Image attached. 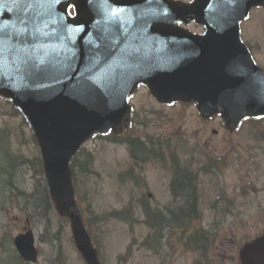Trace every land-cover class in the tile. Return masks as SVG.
Instances as JSON below:
<instances>
[{
    "label": "water",
    "instance_id": "95a60500",
    "mask_svg": "<svg viewBox=\"0 0 264 264\" xmlns=\"http://www.w3.org/2000/svg\"><path fill=\"white\" fill-rule=\"evenodd\" d=\"M72 3L75 17L66 8ZM264 0H0V94L36 137L53 204L87 264H99L74 199L69 162L94 133L124 131L126 97L141 82L163 103L194 101L232 130L264 114V72L239 38V21ZM194 20L203 35L178 26ZM21 29H24L21 32ZM14 244L36 261L31 232ZM264 264V235L240 251Z\"/></svg>",
    "mask_w": 264,
    "mask_h": 264
},
{
    "label": "rangeland",
    "instance_id": "374dc122",
    "mask_svg": "<svg viewBox=\"0 0 264 264\" xmlns=\"http://www.w3.org/2000/svg\"><path fill=\"white\" fill-rule=\"evenodd\" d=\"M247 23L249 25L245 24L244 32L253 30L250 21ZM188 28L193 32L201 31L200 27L194 25ZM134 94L131 99L135 109L133 118L143 119L139 121V125L133 127V132L144 138H148L149 133L171 135L173 146L177 147L181 159L194 169L203 163V159L198 156L201 155L204 144H253L246 131L251 129L248 122H243L239 132L230 135L222 127L219 117L201 120L193 104H175L157 111L160 106L150 98L146 88L141 86ZM22 119L21 114L14 113L11 103L0 97V127L9 130L14 151L33 160L39 156V149L31 130L27 124L22 123ZM259 125L264 127V122ZM212 130H217L218 135L213 134ZM156 147L169 155L166 146L156 144ZM194 149L198 152L191 153ZM86 151L91 154V171L80 174L77 170L76 196L93 245L98 250L100 264H241L239 251L243 248V242L251 240L254 235L264 230V210L260 212L264 206V193L256 197L254 193L246 192L243 187L241 196L233 202L235 212L224 216L225 213L217 214L216 209L213 210L209 204L221 190L231 192L229 185L233 181L229 179L232 177L224 179V189L219 181L215 182L218 188L212 191L207 186V191V178L201 176L203 204L196 218H199L197 221L202 225V232L209 229L210 242L213 240V244L220 246L219 251L218 247L210 248L206 243V252L195 253L193 248L199 246H195L196 237L193 236L200 233H189L184 238L183 231L170 226L163 230L162 239L155 244L156 250L147 249L142 242L146 241L150 230L144 222L143 205L147 202L151 207L160 208L171 203L168 162H147L143 165L142 172L139 169L136 171L137 175L145 174V182L142 177L139 183H129L128 176L118 179V172L130 163V157L123 146L96 136L83 145L82 153ZM241 169L239 166L235 171L240 172ZM11 173L13 183L24 194L32 193L35 184L42 179L36 168L29 167L28 164H19ZM253 176L264 182V168L260 167ZM143 183L148 185L147 192L152 194L151 197L150 194L144 196L146 192L143 190ZM1 191L6 193L11 190L5 184L3 188L0 186V194ZM218 204L221 209L228 208L223 200L214 201V205ZM126 210L129 212H125ZM111 212H124L122 215L126 217L114 218L109 214ZM213 225L218 230H212ZM27 231L33 234L38 258L35 263L19 260L18 264H86L76 249L69 223L64 218H60L53 209L45 211L34 210L31 206L24 207L22 199L18 200L13 195L8 196L0 207V264H14L12 260L15 256L14 261H17L19 256L12 240L14 236ZM213 231H218L219 234L214 236ZM11 254L13 258L10 257Z\"/></svg>",
    "mask_w": 264,
    "mask_h": 264
},
{
    "label": "trees",
    "instance_id": "16d2710c",
    "mask_svg": "<svg viewBox=\"0 0 264 264\" xmlns=\"http://www.w3.org/2000/svg\"><path fill=\"white\" fill-rule=\"evenodd\" d=\"M13 111L14 113L18 114L17 109L13 108ZM22 123L24 124L25 121H22ZM152 137L153 135L149 136V138H146V142H150V146L153 145V143H162L159 138H156L154 140L152 139ZM107 138L108 137L106 136V139ZM109 139L113 141L121 140V142L126 143L131 151L132 156L136 159L141 160L140 162L136 163L138 166H141L142 163H144L147 159H155V154H151L153 153V149L147 148L149 146H147L143 141H141L139 137H132L128 135L125 138H117L111 136L110 138H108V140ZM19 142H21V140H19ZM165 143L169 144L170 142L169 140H167V142ZM159 149L161 148L159 147ZM14 150L15 149L11 146V136L9 130L6 127H0V163L3 164L0 165V186L3 188V185L7 184L9 189L11 190L10 192L7 191L6 193H3L1 191L0 207H2V204L6 201V198H8V196L12 197L13 195V197H16L18 200L22 199L24 207L31 206L34 210L44 209L45 211L53 209L52 204L49 200L47 186L43 179V171L40 157L37 156L36 159L31 160L29 158L24 157V155H22L21 153H17ZM136 150L139 153H136ZM83 156L84 158H82ZM90 157V152L86 151L82 153V150H80L78 154L72 159L70 167L73 172L74 185L77 177V170L80 172V174L90 173ZM19 164H28L29 167L36 168L37 173L42 176V179L38 180V182L35 184L32 193L28 192L27 194H24V192L20 190V188L15 186V184L13 183L11 170L13 168H16ZM179 167L180 165L178 166L176 164L175 177L172 182L171 188L174 197L173 199L176 203L173 202L172 205H166L163 209H160L159 207H151L149 204H147V202H145L143 205L145 213L144 222L150 230V234L147 236L148 238L144 243L142 242V245L145 246L147 249H151L154 251L156 250L155 244L160 242V240L162 239L163 230L165 228H168L169 226L173 229L175 228L183 231L184 238H187L189 233L192 232V235L195 232L200 234H195L193 237H199L203 239L204 245L205 243L209 242L206 237L208 236L206 232H202L201 229L194 228L193 226H191L193 219H196L198 213V194L195 193L194 186L192 190V186L187 183V175L185 173L186 171L183 170V172L182 170H178ZM128 179L137 182L136 172L134 168H132ZM13 189H15L16 191ZM125 212H129V210ZM123 213L111 212L109 214L114 218L121 219L126 217L125 215H122ZM128 217L129 215L127 216V220ZM181 237L183 239V236ZM155 240L157 241L155 242ZM186 243L188 244V242ZM193 249L197 253H200L203 250V248L201 247H194Z\"/></svg>",
    "mask_w": 264,
    "mask_h": 264
},
{
    "label": "flooded vegetation",
    "instance_id": "af4514ba",
    "mask_svg": "<svg viewBox=\"0 0 264 264\" xmlns=\"http://www.w3.org/2000/svg\"><path fill=\"white\" fill-rule=\"evenodd\" d=\"M175 1L190 3L194 0ZM69 11L71 13L73 12V8L70 6ZM248 21H250L251 29L253 30L244 32L245 24L246 26L249 25V23H247ZM253 22L254 24H252ZM179 25L183 26L182 22H180ZM190 25L200 27L201 29V31L193 33L203 34L205 31V28L197 24L195 21H191L187 25V27H189ZM259 31L262 32L259 33ZM239 37L245 49L251 56L253 62L264 72V3L250 8L247 15L239 21ZM242 120L264 122V116L256 118L247 117ZM246 131L249 133L248 137L250 138L251 142H253V144H204L200 151L203 152V154L198 156V158L203 159L202 165L207 171L206 174L203 175L207 178V191L210 188H212V191L218 188L215 182L219 181L221 182V187L224 189V183L226 182V180L224 179H227L230 176L232 177V179H229L233 181L229 185V188H231V192L229 193L227 191L221 190L215 197L216 199L214 198L215 200H211L212 202L210 206L212 205L213 210L216 209L217 214L219 212L225 213L227 215L235 212V205L233 204V202L235 199L241 196L243 187L246 192L250 191L254 193V196L256 197L257 195L264 193V182H262L259 178H254L253 176V174L260 167L264 168V127L259 125V127H255ZM236 132H239V129H237L233 133L235 134ZM212 133L218 135L217 130H213ZM233 133H230V135ZM239 166L242 167V169L240 170V172H236L235 170H237ZM174 171L176 172V167ZM186 171L188 182L193 183L194 179L196 181H199L198 173L194 175L192 168H186ZM207 186L209 187V189ZM218 200H223L224 202H226L228 208L226 207L221 209L219 204L214 205V201ZM262 210H264V206L260 209V212ZM262 232H259L257 234H261Z\"/></svg>",
    "mask_w": 264,
    "mask_h": 264
},
{
    "label": "snow or ice",
    "instance_id": "6c2138e0",
    "mask_svg": "<svg viewBox=\"0 0 264 264\" xmlns=\"http://www.w3.org/2000/svg\"><path fill=\"white\" fill-rule=\"evenodd\" d=\"M17 2H19V0H13V3H17ZM57 2H59V0H57ZM70 7H74L73 5H69ZM24 31V29H21V32H23Z\"/></svg>",
    "mask_w": 264,
    "mask_h": 264
}]
</instances>
